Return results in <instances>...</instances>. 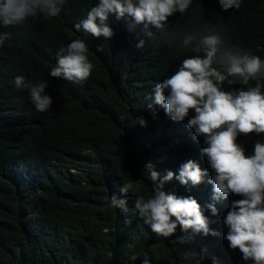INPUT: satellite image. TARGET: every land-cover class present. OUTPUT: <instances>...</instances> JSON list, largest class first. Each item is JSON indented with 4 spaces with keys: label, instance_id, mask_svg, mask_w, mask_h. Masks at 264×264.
Segmentation results:
<instances>
[{
    "label": "trees",
    "instance_id": "trees-1",
    "mask_svg": "<svg viewBox=\"0 0 264 264\" xmlns=\"http://www.w3.org/2000/svg\"><path fill=\"white\" fill-rule=\"evenodd\" d=\"M98 0H65L53 18L42 15L0 27L8 37L0 45V264H252L238 249H229L222 221L230 194L214 201L213 175L201 156L206 145L188 128L187 120L173 122L152 101L156 83L174 74L181 62L196 54L199 35L188 45V35L208 28L223 33L224 48L256 55L264 61V0H244L239 9L223 11L218 0H193L184 13L168 18L163 31L145 35L129 31L125 19L110 16L111 38L77 31ZM98 22V21H97ZM75 39L85 40L93 64L82 84L49 75L57 53ZM144 40L143 47L136 45ZM223 71L220 65L214 64ZM23 76L33 84L48 82L45 92L53 104L37 112L27 89L15 86ZM232 79V78H230ZM223 84V90L261 85L264 79ZM152 104L157 118L150 114ZM144 119L146 126L139 122ZM264 133L238 134L237 143L252 155ZM196 161L208 175L204 182L181 185L175 178L180 166ZM162 179H173L164 191L194 198L219 236L193 229H177L164 238L152 232L134 207L136 195L152 196L146 163ZM139 187L135 195L122 194L123 184ZM125 199L127 211L111 206V197ZM218 210L212 216L207 208ZM175 219L174 217L172 218ZM184 237L186 243H174ZM207 248V253L202 250ZM137 255V260L130 257Z\"/></svg>",
    "mask_w": 264,
    "mask_h": 264
},
{
    "label": "clouds",
    "instance_id": "clouds-1",
    "mask_svg": "<svg viewBox=\"0 0 264 264\" xmlns=\"http://www.w3.org/2000/svg\"><path fill=\"white\" fill-rule=\"evenodd\" d=\"M244 0H218L223 11L239 9ZM193 0H98L87 13L86 19L75 25L77 31L93 37L111 38L114 35L108 26L110 16L116 20L128 21L129 31L140 29L150 36L151 30L163 31L168 18L177 12L184 13ZM65 0H0V27L23 22L29 17L42 15L45 19L56 17ZM98 21V22H97ZM199 35L195 55L184 59L178 70L162 82L155 84L152 101L164 109L166 116L173 122H182L194 110L187 120V127L193 129L196 137H202L206 145L201 149L213 175L207 180L212 185V199H227L230 194L243 197L231 201L230 208L222 223L228 229L224 239L229 249H238L244 261L252 264H264V143L256 142L252 155H245L243 146L237 143L238 134L264 133V92L257 83L254 87L239 90H223V84L235 83L234 78L242 82L264 79V61L256 55L243 51H231L224 48L223 33L208 28L205 34L186 36L183 43L188 45ZM7 33H0V45L7 39ZM144 40L136 45L143 47ZM88 46L83 39H75L57 53L56 66L49 75L54 78L82 84L93 70L89 61ZM218 64L223 71L213 67ZM232 78V79H230ZM17 88L27 89L37 112H45L53 104L51 96L45 90L47 81L33 84L23 76L15 77ZM150 114L157 118L152 104L148 106ZM139 124L146 126V120ZM152 163H146L147 179L152 182V196L145 199L136 195L134 207L140 218L149 225L152 232L168 238L173 236L177 225L186 232L193 229L203 235L219 236L210 229L213 223L201 210L198 202L189 197H178L165 192L164 184L173 179L174 173L158 180ZM208 175L194 160L183 163L175 178L181 185L196 186L204 182ZM122 194H136L139 187L123 184ZM111 206L127 211L126 200L111 197ZM212 216L218 214L214 204H208ZM175 218L174 220L172 218ZM174 243H186L179 237ZM207 253V248L202 250ZM132 255V261L137 260ZM213 264L216 258L212 257ZM141 264H150L145 256Z\"/></svg>",
    "mask_w": 264,
    "mask_h": 264
}]
</instances>
